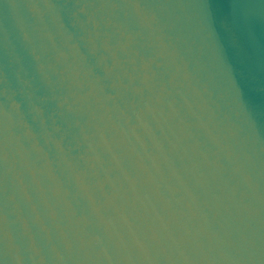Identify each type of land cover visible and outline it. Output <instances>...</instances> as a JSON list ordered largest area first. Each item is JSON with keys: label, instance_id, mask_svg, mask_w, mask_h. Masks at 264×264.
Listing matches in <instances>:
<instances>
[{"label": "water", "instance_id": "95a60500", "mask_svg": "<svg viewBox=\"0 0 264 264\" xmlns=\"http://www.w3.org/2000/svg\"><path fill=\"white\" fill-rule=\"evenodd\" d=\"M0 264H264V0H0Z\"/></svg>", "mask_w": 264, "mask_h": 264}]
</instances>
